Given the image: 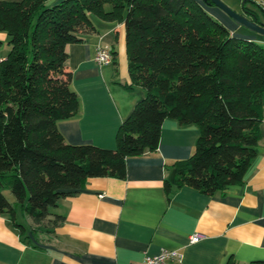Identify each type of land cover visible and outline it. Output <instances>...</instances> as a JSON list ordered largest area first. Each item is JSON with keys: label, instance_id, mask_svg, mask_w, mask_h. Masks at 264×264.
Returning a JSON list of instances; mask_svg holds the SVG:
<instances>
[{"label": "trees", "instance_id": "1", "mask_svg": "<svg viewBox=\"0 0 264 264\" xmlns=\"http://www.w3.org/2000/svg\"><path fill=\"white\" fill-rule=\"evenodd\" d=\"M243 5L262 9L252 0ZM90 14L123 22L127 86L145 92L119 125L114 148L68 143L57 127L78 109L66 45L97 31ZM0 32L8 45L0 59V215L21 236L3 190L33 220L35 236L58 219L49 208L87 178H124L127 157L155 150L166 118L199 130L191 156L174 162L167 192L187 185L213 195L244 180L264 105L261 35H233L197 0H0Z\"/></svg>", "mask_w": 264, "mask_h": 264}, {"label": "crops", "instance_id": "2", "mask_svg": "<svg viewBox=\"0 0 264 264\" xmlns=\"http://www.w3.org/2000/svg\"><path fill=\"white\" fill-rule=\"evenodd\" d=\"M197 1L236 34L239 28L227 15ZM261 1L256 0L257 4ZM90 18L97 31L66 45V67L71 71L70 87L77 94L78 109L59 120L57 127L68 143L114 148L119 125L145 92L127 86L123 22L93 14ZM242 37L261 40L257 33ZM6 40L0 32V41ZM97 46L112 50L111 63L95 60ZM7 50L0 52V59ZM259 133L255 155L241 183L213 195L187 185L167 192L164 183L173 178L174 162L191 156L199 130L194 124L164 119L155 150L127 157L124 178H87L52 206L50 211L58 219L41 225L35 236L24 225L27 236H21L13 221L0 215V264H135L165 249L182 252L181 260L166 264L264 260V105ZM192 234H199V240L190 242Z\"/></svg>", "mask_w": 264, "mask_h": 264}, {"label": "water", "instance_id": "3", "mask_svg": "<svg viewBox=\"0 0 264 264\" xmlns=\"http://www.w3.org/2000/svg\"><path fill=\"white\" fill-rule=\"evenodd\" d=\"M207 0H203L206 2ZM207 4H212L227 13L237 24L242 25L253 31L262 37H264V21L260 19V16H264V8L253 9L247 8L241 3V9L239 11L230 8L228 5L223 3L222 0H208Z\"/></svg>", "mask_w": 264, "mask_h": 264}, {"label": "built area", "instance_id": "4", "mask_svg": "<svg viewBox=\"0 0 264 264\" xmlns=\"http://www.w3.org/2000/svg\"><path fill=\"white\" fill-rule=\"evenodd\" d=\"M95 60L100 64L111 63L113 60L112 50L102 46H97L95 53ZM199 234H192L189 236V241L194 242L199 240ZM182 252L177 249L161 250L154 255H145L139 262L135 264H166L168 260H181Z\"/></svg>", "mask_w": 264, "mask_h": 264}, {"label": "rangeland", "instance_id": "5", "mask_svg": "<svg viewBox=\"0 0 264 264\" xmlns=\"http://www.w3.org/2000/svg\"><path fill=\"white\" fill-rule=\"evenodd\" d=\"M222 1H223V3H225L226 5H228L232 9H235L237 11H239L241 9V5L240 4H241L242 0H222ZM252 1H254L255 3H257L256 0H252ZM232 2H240V4H239L240 6H238L239 8L236 7L237 5L236 6L233 5ZM249 5H250V7L253 6V4H249ZM261 5H262V8H264V1H261ZM254 7L256 8V10L257 9L259 10V8L257 6H254ZM218 9L221 10L220 8H218ZM221 11L223 12V14L227 15L228 18H230V20L232 22H234L235 25H237V28H239V30L236 31V34H233V35H236V36L241 35L240 37H242L244 33H255L253 31H250L246 27L237 24L227 13H225L223 10H221ZM260 19L262 21H264V16H262V17L260 16ZM218 21L221 22L220 20H218ZM242 38H244V37H242ZM6 44H7V40L5 42H1V44H0V52L3 51L5 47L8 49V45H6ZM3 194L6 197V199L10 203H12V205L15 207V211H16V213H15V220L18 223L23 224L26 228L33 226L34 225L33 220L22 211V209L20 207V203L14 201L13 194L9 190H7V189L3 190ZM49 209L51 210L52 207H50Z\"/></svg>", "mask_w": 264, "mask_h": 264}]
</instances>
